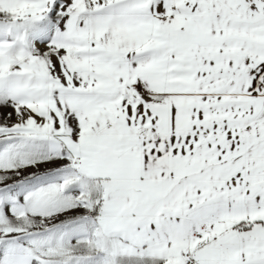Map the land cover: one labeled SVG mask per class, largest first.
<instances>
[{
    "label": "snow or ice",
    "instance_id": "6c2138e0",
    "mask_svg": "<svg viewBox=\"0 0 264 264\" xmlns=\"http://www.w3.org/2000/svg\"><path fill=\"white\" fill-rule=\"evenodd\" d=\"M0 264H264V0H0Z\"/></svg>",
    "mask_w": 264,
    "mask_h": 264
}]
</instances>
